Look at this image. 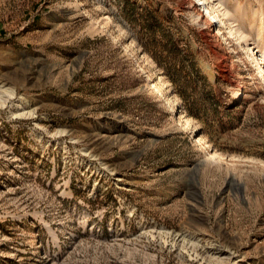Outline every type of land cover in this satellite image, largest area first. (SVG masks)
I'll return each instance as SVG.
<instances>
[{"label": "rangeland", "instance_id": "374dc122", "mask_svg": "<svg viewBox=\"0 0 264 264\" xmlns=\"http://www.w3.org/2000/svg\"><path fill=\"white\" fill-rule=\"evenodd\" d=\"M195 1L0 0V264H264V0H232L250 52ZM126 2L196 63L176 87Z\"/></svg>", "mask_w": 264, "mask_h": 264}, {"label": "trees", "instance_id": "16d2710c", "mask_svg": "<svg viewBox=\"0 0 264 264\" xmlns=\"http://www.w3.org/2000/svg\"><path fill=\"white\" fill-rule=\"evenodd\" d=\"M126 4L131 8L127 15L129 21L135 27H139L141 31L146 30L147 32L148 38L145 43V50L161 67L163 73L168 76L172 85L176 87L177 82L186 77V74L183 75V73H187L185 62L187 60L192 61V66H195L196 63L190 58L189 54L181 52L180 40L175 35L174 27L171 24H166L164 18H159L153 12H146L142 18L135 3L126 2ZM144 19L146 20L144 21ZM170 22L169 20L168 23ZM179 93V96L185 100V94ZM188 114L198 117L190 111H188Z\"/></svg>", "mask_w": 264, "mask_h": 264}, {"label": "bare ground", "instance_id": "6f19581e", "mask_svg": "<svg viewBox=\"0 0 264 264\" xmlns=\"http://www.w3.org/2000/svg\"><path fill=\"white\" fill-rule=\"evenodd\" d=\"M202 1L203 0H198L197 2L195 1L193 6L195 7L197 5H202L203 4ZM217 3H219V6L220 7L222 6V8H223L224 11H226V12L229 13L228 21L230 22V28L232 29V32L234 34H236V36L237 35H240V38H242L245 42H247L249 44L250 47H248L247 49L250 52L251 44L252 45H254V44L251 43V41H252L253 38H251L250 34H248V31L249 30L247 31V29H244V27L243 28H240L239 26H237V24H235L236 17L238 16L237 13L239 15H241V17H242V14L244 12H243L242 8L237 9V10L235 8H233V6H231L232 0H208L207 4H208V7L209 8L207 7V12H208V14L210 16V20L208 19L207 22L206 21L205 22H206L207 26L209 27V30L212 31V29H213V23L212 22L213 21L214 22L216 21V17H220V13H219V9H218L219 6H216ZM245 13H246V11H245ZM199 15H201V17H202L203 13L199 12ZM244 15L246 16V14H244ZM110 18H111V16H110ZM252 26H251V28H252ZM255 26H256V24H255ZM257 27L259 28V26H257ZM257 27H256L255 31L258 33V36L261 37L263 35L262 29H258L257 30ZM213 35L214 36H217V34H215V33H213ZM262 40H263L262 43L264 44V37L262 38ZM251 53L253 54L252 57L255 58L254 60L257 62L258 65H260V66H258V68H264V65H262V64H264V48L260 50V49H257V47H255V46L253 47L252 46ZM152 88H153V93L158 98L161 97L163 100H165L166 103L168 102L169 104H171V106H174L175 107V106H177L179 104L178 97L172 96V97H174L172 99V101L169 100L171 97H169L167 95V93L165 92V90L167 88L166 81H164L163 83H160V82L159 83H156L155 82L153 84ZM177 119L179 120L178 121L179 122L178 125H182L185 129L192 128V121H191V119L189 117H186L185 115H183L181 113V114H178ZM196 142L201 143L200 138L198 140H196ZM207 146L208 145L203 142L202 147L205 149L206 153H208V147Z\"/></svg>", "mask_w": 264, "mask_h": 264}]
</instances>
